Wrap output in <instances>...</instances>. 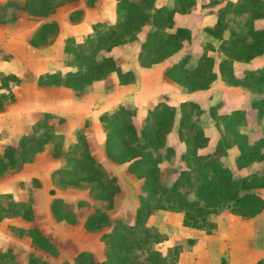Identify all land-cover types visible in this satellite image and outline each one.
I'll return each instance as SVG.
<instances>
[{"label": "trees", "instance_id": "obj_1", "mask_svg": "<svg viewBox=\"0 0 264 264\" xmlns=\"http://www.w3.org/2000/svg\"><path fill=\"white\" fill-rule=\"evenodd\" d=\"M61 1L24 0L21 5H15L32 15H46ZM85 1L92 4L93 0ZM170 1V4H156L154 0H114L112 21L95 20L90 31L80 40L73 37L64 39L62 50L69 56L70 67L64 71L40 72L35 77L36 84H57L78 90L90 87L110 72H115L118 85L131 84L135 74L117 62L110 52L114 46L137 40L141 27L148 24L138 43L136 60L140 67H149L170 57L190 40L189 28L175 25L173 15L175 12L188 13L195 7L196 0ZM80 12L78 8L71 9L69 18L76 19ZM214 13L213 22L205 25L203 30L216 40V44L206 41L190 66L186 64L192 55L183 52L164 67L163 75L187 92L207 89L219 79L227 85L242 86L259 93L250 105L255 109L256 118H260L264 113V63L240 70L235 69V63L264 52V27L254 26L255 19L264 17V0H225ZM55 30L54 20H43L32 31L28 41L32 45H40L46 41L47 34ZM209 50L215 52L216 59L208 53ZM10 81L19 84L20 78L14 73H0V107L14 100L8 85ZM218 105L217 102L208 106L209 117L215 126L221 128L210 148L209 136L198 123L202 110L193 98L183 99L177 105L164 99L156 100L144 110L139 127L134 123L135 109L124 104L98 114L104 132V153L113 161L126 162V171L141 179V192L131 223L118 218L110 222L107 217L105 209L110 206L111 195L119 186L114 176L101 179L102 165L88 148L85 122L75 129L74 144L63 146L62 136L56 134L46 121L53 114L43 112L29 132L20 134L14 144L3 146L0 169L14 167L17 159L21 163L31 161L46 143H51V154L60 156L64 162L53 170L59 181L94 176L100 181L101 188L109 192L103 195L108 204L104 208L90 207L82 223L88 230H101L108 226L98 237L101 256L97 257L90 250H79L72 256V264H174L184 245L175 242L164 248L157 246L167 236L147 222L152 209L178 212L182 225L204 228L208 232L215 225L211 216L223 208L241 217H251L264 206L263 197L256 190L264 186V168L235 177L221 160L231 147L236 148V168H242L252 160H264V135L250 140L239 129L245 121L243 108L234 107L222 113L217 111ZM176 116V137L182 143L178 158L182 166L166 184L160 179L159 162L162 159L170 161L176 154L174 148L165 143ZM49 191L53 193V190ZM66 202L63 197L52 196L49 211L55 220L73 222L74 209ZM13 215L32 218L30 192L26 198L17 199L10 191L0 190V220ZM17 229L27 234L37 248L52 251L53 245L36 227L18 226ZM191 241L192 238L186 239L187 244ZM10 264L18 263L12 261ZM26 264L50 262L29 252ZM256 264H264V261L258 259Z\"/></svg>", "mask_w": 264, "mask_h": 264}, {"label": "rangeland", "instance_id": "obj_2", "mask_svg": "<svg viewBox=\"0 0 264 264\" xmlns=\"http://www.w3.org/2000/svg\"><path fill=\"white\" fill-rule=\"evenodd\" d=\"M165 1L167 2V0H154L156 4H161ZM224 1L225 0H218V2L215 3L210 0H196L195 7L186 13L189 15L183 17L181 21H184V26L188 27L190 30V40L185 42L183 46L177 52L173 53L166 61L162 62L161 66L165 64L168 65L176 57L186 51L192 55L186 64L190 66L194 62V56L206 41H210L212 45L216 44L214 38L211 37L210 40L206 39L208 35H206L203 27L209 25V14L213 13L215 16L214 11ZM148 26V24H145L141 27L137 40L141 35L143 38L144 32L147 30ZM254 26L264 27V17L255 21ZM137 40L134 41V44L138 42ZM120 48L121 46H117L114 51H112L117 62L121 63L120 60L122 58H124V61L127 63L130 62L133 56V48L126 47L124 50ZM208 53L216 59L214 51L209 50ZM65 54H61L58 59V66L61 68L65 66L70 67L68 63L69 56ZM120 56H122V58ZM256 63L257 64H253V66L262 65L264 62L259 61ZM241 68H248V65L240 61L236 62L235 69L240 70ZM162 71V67H158L153 75L155 73L162 74ZM142 74L149 76L148 72ZM151 75L152 72L150 73V76ZM167 84L165 79L160 78L158 80L155 79L149 86L147 85L150 88L149 92L146 90L147 87L145 88L143 84L139 85L140 88L131 89L139 92L135 101H140L146 105L137 107L124 103V105L135 109L134 123L137 127L140 125L144 110L150 107L156 100L164 99L172 104V101L178 98L177 96H174V98L172 97L173 89L171 90V87H169L170 89L167 88ZM104 86L108 88L109 96L117 87L116 84L109 81V79L105 82ZM120 88L122 89L119 92L118 89H116L117 94L124 91L123 87ZM177 88L185 92L180 87L177 86ZM224 90L223 96L226 102L224 105L225 110L230 107H239L243 108L245 112H249L247 115L245 114V121L239 129L246 133L250 140L263 136L264 113L260 118H256L255 109L250 105L251 100L260 94L250 92L247 88L236 90L233 87H225ZM175 94L177 95L178 93L175 91ZM111 96L107 104L90 106L87 113L89 115H95L98 112H102L104 107L115 108L117 105H113L112 103H115L116 99H113L114 97ZM209 96H211V94H209ZM192 98L195 99L194 97ZM208 98L209 97L206 95L201 99L196 98V100L199 102L202 110L198 123L209 136L210 148L221 133V128L215 126L208 115L207 107L212 105ZM217 102L220 104L222 101L219 100ZM9 104L0 107V109ZM139 109L143 110L141 115L137 112ZM62 119L57 120L56 118L53 120L57 132H55L50 124L51 128L56 134L62 136L63 146H72L76 141L74 135L75 130H72L74 127L69 123H61ZM87 121V119L81 120L75 127L77 128L85 122V133L87 134ZM33 125H35V122ZM100 125H102L101 122ZM176 125L177 116L175 117L170 132L166 135L165 141L166 144L174 148L176 154L170 161L162 159L159 162L160 179L166 184L170 183L176 170L182 166V162L178 158V154L182 149V143L176 137ZM101 128L103 129L102 126ZM47 144L51 143H46L45 145ZM48 149L47 147L44 153L37 157L34 156L29 162L21 163L17 159L14 167L0 169V190L10 191L17 199L26 198L27 193L30 192L32 208L31 219H24L20 218L18 215H13L4 217L0 220V264H10L12 261H16L18 264H26L29 252H33L40 257H45L50 264H72V256L79 250H90L97 257L101 256V243L98 237L101 231L108 229V226L102 227L101 230H88L84 229L82 223L90 207L98 206L99 208H104V205L108 204L104 196H106L107 193L109 194V192L101 188L100 181L94 176L88 179L79 177L74 181H59L57 176L53 174V170L63 165V159L60 156H53L51 154V149ZM2 150L3 147L0 148V155ZM90 152L102 165L103 174L101 179L105 180L108 176H114L115 182L119 186L115 193H112V195L110 194V206L105 209L109 221L111 222L115 218H118L123 222L131 223L134 218V209L138 204V194L141 192V179L126 171V162L111 160L106 156L104 150L102 154V151L96 150L93 146V152ZM235 155L236 148L231 147L228 148L226 155L221 157V160L230 167L232 175L235 177L264 168V160H252L244 167L236 168L234 165ZM36 169L39 171L38 175L35 173ZM49 189L53 190V193H50ZM256 190L261 194L264 200V186L258 187ZM52 196L63 197L67 201L66 203L74 209L75 217L73 222L55 220L52 217L49 211V202ZM211 217L215 221V225L208 232L205 231L204 228H193L182 225L178 212L164 211L157 208L151 210L147 217V222L156 226L160 232L165 233L167 236L165 240L157 244L158 247L164 248L175 242H181L184 245L183 250L179 254L180 257L178 256L174 264H255L257 259L264 260V206L258 214L251 217H241L232 214L227 211L226 208L221 209ZM29 225L36 227L40 233L48 238L49 242L53 245L51 252L43 251L34 246L31 243L30 237L27 234H22L17 229L18 226ZM188 238H192L189 244L186 243V239Z\"/></svg>", "mask_w": 264, "mask_h": 264}, {"label": "crops", "instance_id": "obj_3", "mask_svg": "<svg viewBox=\"0 0 264 264\" xmlns=\"http://www.w3.org/2000/svg\"><path fill=\"white\" fill-rule=\"evenodd\" d=\"M23 1L24 0H0V72L14 73L20 78V84H15L12 81L8 83L9 89L14 94V100L8 106L0 109V148L5 144H14L20 134L29 132L33 123H37L41 119V114L43 112H48L53 114V116L46 118V121L52 125L54 130L56 127L53 120L57 117L63 118L61 123L72 124L74 127L72 129L73 131L81 120L87 119L88 132L86 134V139L89 149L93 152L94 146L96 150L102 151L103 154L104 132L98 120L99 112L95 115H89L87 111L90 109V106L107 104L112 95L111 97L116 99L115 103H112L113 105L126 103L137 107H143L144 103L135 101L139 92L131 89L140 88L139 85L143 84L145 88L147 87L146 90L149 92L150 88L148 86L153 83L155 79H165L168 83L167 88L171 87V90L173 89L172 97L174 98V96H177L178 98H175L172 104L177 105L179 101L185 98L194 97L195 99H201L207 95V97H209L208 100L211 101L210 104H214L219 100L222 101L217 107V111L222 113L232 108L230 107L227 110L224 109L226 103L224 100L225 97L223 96L225 87H233L236 90L245 89V87L242 86L227 85L217 79L207 89H198L190 92L179 90L173 81L163 76V71L162 74L155 73L153 75L158 67H162L163 70L164 67L167 66V64L161 66V63L166 61L169 57L149 67H140L138 65L136 52L142 35L135 44L133 41L117 45L118 47L121 46L120 49L123 50L126 49V47L133 48L132 60L127 63L124 61V58L120 56L122 59L120 60L121 63H119L123 68L131 69L134 72L135 80L131 84L118 85L115 72H110L105 78L94 81L90 87L78 90H73L57 84L38 85L35 82V77L38 73L53 69L64 71L69 68L68 66L64 68L58 66L59 57L61 54H65L62 47L66 37H73L75 40H80L83 34L90 31V25L93 21L98 19L107 21L113 20L114 0H93L92 4H87L85 0H62L55 6L53 11L46 15H32L15 5H21ZM165 3L170 4L171 1L167 0ZM74 8L80 9L81 12L76 19L72 20L69 18V11ZM212 14H209L210 20L208 24H211L215 18L214 14ZM187 15L189 14L175 12L173 15L174 24L185 25V22L181 21L183 17ZM49 19L55 21L56 30L47 34L46 41L40 45L36 46L29 43L28 38L35 27L41 21ZM257 20L259 19H255L254 22ZM206 35L208 34L206 33ZM206 39L210 40L211 36L208 35ZM117 46H114L110 52L112 53ZM259 61L264 62V52L247 61L240 62L248 65V68H254L260 66V64L253 66V64H257L256 62ZM144 72H148L149 76L143 75L142 73ZM151 72L152 75L150 76ZM108 79L116 84L118 92L122 89L120 87H123L124 91L117 94V90L115 89L109 96L108 88L104 86ZM128 91L130 92L127 93ZM175 91L178 93L177 95ZM209 94H211V96H209ZM106 109H110V107L103 108V110ZM137 112L141 115L143 110L139 109ZM247 113L249 112L246 111L245 114L247 115ZM55 132L57 131L55 130ZM47 147L49 148L48 150H50L51 144L45 145L42 150L43 152L40 151L35 157L44 153ZM38 172V169H36L35 173L37 175Z\"/></svg>", "mask_w": 264, "mask_h": 264}]
</instances>
